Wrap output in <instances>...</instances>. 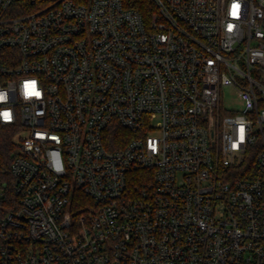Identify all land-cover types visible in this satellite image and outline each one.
Returning <instances> with one entry per match:
<instances>
[{
    "label": "built area",
    "instance_id": "obj_1",
    "mask_svg": "<svg viewBox=\"0 0 264 264\" xmlns=\"http://www.w3.org/2000/svg\"><path fill=\"white\" fill-rule=\"evenodd\" d=\"M147 1L0 0V264H264V0Z\"/></svg>",
    "mask_w": 264,
    "mask_h": 264
},
{
    "label": "trees",
    "instance_id": "obj_2",
    "mask_svg": "<svg viewBox=\"0 0 264 264\" xmlns=\"http://www.w3.org/2000/svg\"><path fill=\"white\" fill-rule=\"evenodd\" d=\"M143 3H145V4L144 5L142 4V7L143 6L144 7H147L146 5H148V1L147 0H143ZM140 9H141V7H140ZM114 133H116V132H114ZM118 133L122 134L124 132H122V130H119ZM84 201H86V200H84V198H82L81 196H79L78 202L76 204L74 203V208H77L79 205H82L84 203Z\"/></svg>",
    "mask_w": 264,
    "mask_h": 264
},
{
    "label": "rangeland",
    "instance_id": "obj_3",
    "mask_svg": "<svg viewBox=\"0 0 264 264\" xmlns=\"http://www.w3.org/2000/svg\"><path fill=\"white\" fill-rule=\"evenodd\" d=\"M232 97H233V95L231 94V93H229V92H227V93H224V102H225V104H228V103H230L232 100ZM152 123L154 124V121H152Z\"/></svg>",
    "mask_w": 264,
    "mask_h": 264
}]
</instances>
